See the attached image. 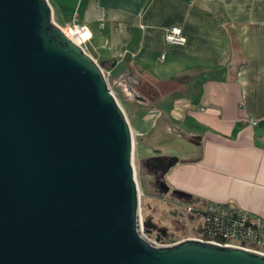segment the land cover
<instances>
[{
    "label": "water",
    "instance_id": "obj_1",
    "mask_svg": "<svg viewBox=\"0 0 264 264\" xmlns=\"http://www.w3.org/2000/svg\"><path fill=\"white\" fill-rule=\"evenodd\" d=\"M106 68L49 0H0V264H264L240 246L147 235L134 133ZM151 158L163 177L180 162Z\"/></svg>",
    "mask_w": 264,
    "mask_h": 264
},
{
    "label": "crops",
    "instance_id": "obj_2",
    "mask_svg": "<svg viewBox=\"0 0 264 264\" xmlns=\"http://www.w3.org/2000/svg\"><path fill=\"white\" fill-rule=\"evenodd\" d=\"M49 3L60 26L76 17L91 29L89 53L109 74L120 71L117 81L146 98L140 102L169 103L167 111L136 110L133 121L127 115L136 140L162 120L184 136L170 117L198 133L189 137L200 148L170 169L171 183L200 203H228L264 219V0ZM176 25L183 44L166 40Z\"/></svg>",
    "mask_w": 264,
    "mask_h": 264
},
{
    "label": "rangeland",
    "instance_id": "obj_3",
    "mask_svg": "<svg viewBox=\"0 0 264 264\" xmlns=\"http://www.w3.org/2000/svg\"><path fill=\"white\" fill-rule=\"evenodd\" d=\"M88 50L93 53V47L91 45H88ZM120 75V71L112 72L109 75L107 74L112 89L116 92L121 105L124 107L131 121H133V115L136 110L140 109L139 114H142L146 112V109L149 106L159 104L164 111L169 110V103L161 105L159 103L160 101L153 100L151 103L145 104L132 99L131 94L127 91L123 82L117 81ZM144 89L148 90V87L145 86ZM166 118L168 119V117ZM168 123L169 125L178 128L184 136L172 128L161 127L165 124V120H162V124L160 123V126L157 125L154 127L149 134L139 137L137 140L135 139L134 155L136 177L141 191L142 216L145 214L152 215L156 222L168 228L170 236L167 239V242L172 241L173 239L179 240L186 236L196 235L199 223L202 222L200 215L196 214L194 210L190 211L187 206L183 208L182 205L178 206L172 201L161 199L158 195L160 193L157 191V189H159L158 186L155 185L156 183L152 179V176L147 172L142 163V159L152 157L155 154L177 156L183 160L188 158L192 151L200 148V146H197V143L190 141L189 136L198 133L193 132L187 122L170 117ZM166 183L170 188H174L173 192L175 190H182L175 187L171 183L169 177H166ZM155 194L158 196H155ZM164 195H167L166 192H163V196ZM167 196L170 197L171 195L169 194ZM182 201L186 204L195 203L193 199H182ZM197 203L198 205L202 204V202L200 203L198 201Z\"/></svg>",
    "mask_w": 264,
    "mask_h": 264
},
{
    "label": "built area",
    "instance_id": "obj_4",
    "mask_svg": "<svg viewBox=\"0 0 264 264\" xmlns=\"http://www.w3.org/2000/svg\"><path fill=\"white\" fill-rule=\"evenodd\" d=\"M61 27L69 38L89 52L88 42L92 38V31L87 25L80 23L74 17L70 24ZM165 37L167 42L171 44L185 43L183 30L177 25L169 28ZM251 123L256 125L257 121L253 120ZM223 204L215 202L213 204H205L204 206H187L190 211L194 210L196 214L200 215L202 222L199 223L196 235L186 236L184 238L193 237L224 245L240 246L264 253V225L260 224V219L258 217L249 218L247 213L244 214L239 210L227 209ZM249 220H252L253 223L259 224L260 226L253 228V226L247 225ZM151 239L155 241L154 238ZM176 241L178 240L169 242L165 240L159 241V243L168 244Z\"/></svg>",
    "mask_w": 264,
    "mask_h": 264
},
{
    "label": "flooded vegetation",
    "instance_id": "obj_5",
    "mask_svg": "<svg viewBox=\"0 0 264 264\" xmlns=\"http://www.w3.org/2000/svg\"><path fill=\"white\" fill-rule=\"evenodd\" d=\"M123 84L125 85V87H127V83H126L125 81L123 82ZM158 155H159V154H155V155H153L152 157H155V156H158ZM142 161H143L142 163L144 164L145 169H146L147 172L152 176V179H153L154 182L156 183L155 185H157L158 188L160 189V191H159V189H157V191L160 193V194H158V195H159V197H161V199L172 201L174 204H177L178 206H181V205H182L183 208H184L185 206H189V205L198 206L197 200L194 199V198H192V199L195 201L194 204H186V203H183V201H182L183 198L180 197L178 194H176V193L173 192V189H174V188H169L168 191H164V190L162 189L160 183H161L164 179H165V181H166V177H167V174H168V173L165 175V177H163V174H162L163 172L161 171V168H160V169L157 168V166H160V167H161L162 165H159V163L153 162L152 158H151L150 160H148V161H146V159H145V160H142ZM163 192H164V193L166 192L167 195L170 194L171 196H170V197H168L167 195H164V196H163ZM158 195L155 194V196H158ZM196 203H197V204H196ZM200 205H202V204H200ZM142 217H143V220H144V221L147 220V219H150V220L152 221V223L155 224V227L152 228L151 232H148V233H147L148 236H150L151 238L156 239V238L158 237V235L160 234V238H161L160 241H165V240H167V239L169 238L170 233H169L168 228L165 227V226H162V225H160L158 222H156V221L153 219V216H152V215L145 214V215H143ZM160 228H164V229H165V234H163V232L160 231Z\"/></svg>",
    "mask_w": 264,
    "mask_h": 264
},
{
    "label": "trees",
    "instance_id": "obj_6",
    "mask_svg": "<svg viewBox=\"0 0 264 264\" xmlns=\"http://www.w3.org/2000/svg\"><path fill=\"white\" fill-rule=\"evenodd\" d=\"M198 201V200H197ZM213 203H215V202H204V203H202V205L204 206L205 204L207 205V204H213ZM224 205V207L225 208H227V209H230V210H235V211H241V212H243L244 214L245 213H247V216L249 217V218H259L260 219V224H262V225H264V219H262L261 217H259V216H256V215H254V214H251L250 212H246L245 210H243V209H241V208H239V207H236V206H234V205H231V204H223ZM247 225H249V226H253V228H258L260 225L259 224H255V223H253L252 222V220H249L248 222H247ZM176 240V239H175ZM174 239L172 240V241H175Z\"/></svg>",
    "mask_w": 264,
    "mask_h": 264
}]
</instances>
